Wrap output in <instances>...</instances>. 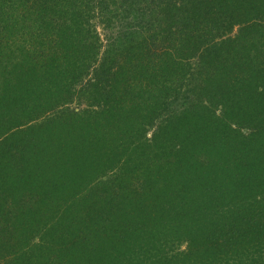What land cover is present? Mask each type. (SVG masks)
<instances>
[{
	"label": "trees",
	"instance_id": "trees-1",
	"mask_svg": "<svg viewBox=\"0 0 264 264\" xmlns=\"http://www.w3.org/2000/svg\"><path fill=\"white\" fill-rule=\"evenodd\" d=\"M0 264H264V0H0Z\"/></svg>",
	"mask_w": 264,
	"mask_h": 264
},
{
	"label": "rangeland",
	"instance_id": "rangeland-1",
	"mask_svg": "<svg viewBox=\"0 0 264 264\" xmlns=\"http://www.w3.org/2000/svg\"><path fill=\"white\" fill-rule=\"evenodd\" d=\"M98 31H99L100 33H102L100 29H99ZM102 38H103V37H102ZM181 248L184 249V246H182Z\"/></svg>",
	"mask_w": 264,
	"mask_h": 264
}]
</instances>
